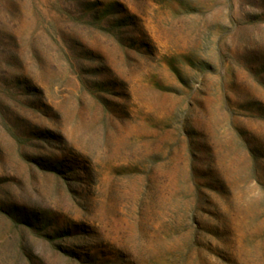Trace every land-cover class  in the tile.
I'll return each mask as SVG.
<instances>
[{"label":"rangeland","instance_id":"obj_1","mask_svg":"<svg viewBox=\"0 0 264 264\" xmlns=\"http://www.w3.org/2000/svg\"><path fill=\"white\" fill-rule=\"evenodd\" d=\"M0 264H264V0H0Z\"/></svg>","mask_w":264,"mask_h":264}]
</instances>
